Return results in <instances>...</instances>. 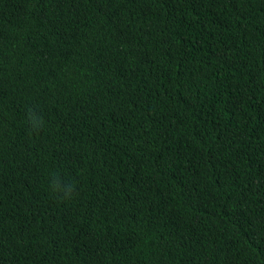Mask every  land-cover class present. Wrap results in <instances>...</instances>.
I'll use <instances>...</instances> for the list:
<instances>
[{
  "label": "trees",
  "instance_id": "trees-1",
  "mask_svg": "<svg viewBox=\"0 0 264 264\" xmlns=\"http://www.w3.org/2000/svg\"><path fill=\"white\" fill-rule=\"evenodd\" d=\"M0 264H264V0H0Z\"/></svg>",
  "mask_w": 264,
  "mask_h": 264
}]
</instances>
